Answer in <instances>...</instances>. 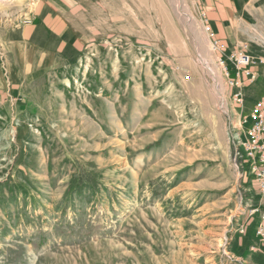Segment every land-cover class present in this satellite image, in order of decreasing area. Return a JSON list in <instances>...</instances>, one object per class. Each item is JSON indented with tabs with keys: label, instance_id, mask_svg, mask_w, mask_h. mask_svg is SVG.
<instances>
[{
	"label": "rangeland",
	"instance_id": "obj_1",
	"mask_svg": "<svg viewBox=\"0 0 264 264\" xmlns=\"http://www.w3.org/2000/svg\"><path fill=\"white\" fill-rule=\"evenodd\" d=\"M37 2L0 0V264H264L234 125L264 96V37L240 46L261 62L243 106L186 0L23 68L7 41Z\"/></svg>",
	"mask_w": 264,
	"mask_h": 264
},
{
	"label": "crops",
	"instance_id": "obj_2",
	"mask_svg": "<svg viewBox=\"0 0 264 264\" xmlns=\"http://www.w3.org/2000/svg\"><path fill=\"white\" fill-rule=\"evenodd\" d=\"M186 2L194 19L202 26L204 20H207L217 38L225 44V51L219 53L224 55V58L241 49L240 46L246 42L243 38L264 37V0ZM134 6H137V10ZM141 9L143 13L148 12L147 0H38L30 22L16 33L10 34L7 43L12 49L13 61L23 68L28 67V63L33 60L37 61V68L46 67V64L73 63L77 59L76 54L78 55L86 45L94 40L102 41L105 31L115 29L116 25L120 29L131 28L132 14H137ZM145 21V24L140 21L138 34L149 39L146 24L152 25ZM256 59L264 62L261 56ZM260 63L258 66H252L254 79L251 83L261 78L258 74ZM196 73L194 70L193 75L196 76ZM233 75L231 72L230 76ZM242 78V82L249 81L245 76ZM229 88L233 94L237 89L230 86ZM243 112L242 107L240 116L248 114ZM238 120L234 124L235 134L245 139L244 130L248 123H242L240 118ZM255 197L258 204L250 208V212L257 214L256 226L261 222L263 227L260 212L264 210V198L256 193ZM256 236L259 237L257 234Z\"/></svg>",
	"mask_w": 264,
	"mask_h": 264
},
{
	"label": "built area",
	"instance_id": "obj_3",
	"mask_svg": "<svg viewBox=\"0 0 264 264\" xmlns=\"http://www.w3.org/2000/svg\"><path fill=\"white\" fill-rule=\"evenodd\" d=\"M204 15V14H202ZM203 30L212 40L211 47L217 53L223 52L225 44L217 38L216 34L211 29L207 20L203 22ZM241 49L235 50L228 54L227 57H217L219 64H221L225 71V76L228 78V84L231 88H237L238 101L243 104L244 94L241 92L244 82L242 77H247L248 82H253L254 73L252 72V66L256 62L247 54L244 46ZM225 60L227 63H225ZM231 72L234 73L233 77L230 76ZM188 75H184L185 79H188ZM264 96L257 101L252 110L242 117V123H248L244 130V138L247 139V149L249 153V164L252 168V178L257 185L256 194L261 198H264ZM262 220L264 223V212L262 213ZM263 230H257L260 243L264 244V226Z\"/></svg>",
	"mask_w": 264,
	"mask_h": 264
},
{
	"label": "bare ground",
	"instance_id": "obj_4",
	"mask_svg": "<svg viewBox=\"0 0 264 264\" xmlns=\"http://www.w3.org/2000/svg\"><path fill=\"white\" fill-rule=\"evenodd\" d=\"M233 96H234V99L236 100V102L240 103L238 101V93H237V91L234 92ZM240 146H241V149H242L243 153H245V155H243L244 157L242 158V160L240 162V164H241L240 166L244 167V168L245 167L248 168V172L251 174L252 173V168H251V164H249V153H248V149H247V139H242L240 141ZM263 149H264V142H263ZM261 219H262V216H261ZM257 228H258L257 230H263V228L261 227V224H259L257 226Z\"/></svg>",
	"mask_w": 264,
	"mask_h": 264
}]
</instances>
